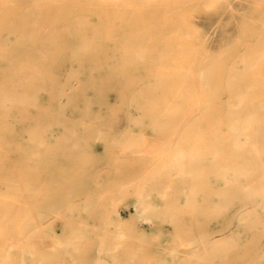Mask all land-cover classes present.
<instances>
[{
	"label": "rangeland",
	"instance_id": "1",
	"mask_svg": "<svg viewBox=\"0 0 264 264\" xmlns=\"http://www.w3.org/2000/svg\"><path fill=\"white\" fill-rule=\"evenodd\" d=\"M28 1L25 0L26 3ZM74 1L71 0L70 5ZM189 1L83 0L84 8H91L88 10L91 15L88 21L102 25L106 23L109 28L115 24L116 30L120 32V38H116L126 40L118 42L112 37L108 38L110 49L107 52L103 50L100 57L103 65L98 66V69L86 67L84 70L105 72L107 67L104 63L110 61L116 65H111L109 69L133 71L117 77L121 84H134L131 80H138L137 72L146 70L151 73L147 77H171L180 86V78L185 72L191 71L197 76L206 73L210 76L211 71L219 65L226 72L225 77L232 73L238 78L225 85L234 86L235 90L248 86L264 88V57L257 56L258 53L264 55V0L261 3L260 0ZM135 3L139 4L136 6ZM69 9L72 10V7ZM96 13L99 18L94 17ZM145 24L150 30L151 26H155L154 43L157 48L178 46L177 58L153 57L141 60L133 56L141 52L144 44L149 47L148 35L144 33L147 30ZM102 29L105 31L104 26ZM3 35L7 36L6 30ZM123 43L130 48L131 57L128 58L136 64L122 65L127 61L126 58L111 57L115 53L121 54L119 47ZM172 52L168 55L173 56L175 52ZM23 53L4 58L20 64L28 72H38L41 80L34 75L30 79L37 90L43 84L65 85L66 74L73 67L77 69L73 65L75 58L68 54H41L31 45H27ZM146 60L151 61L144 65ZM6 67L10 68L11 63ZM3 77L0 74V83ZM136 85L142 86L143 83L138 82ZM209 85L215 84L210 82ZM56 94L59 92L56 91ZM108 99L110 103L120 101L113 91L109 93ZM244 114L245 111H242L233 115L242 117ZM14 117L0 118V134H7L5 137L0 135V264L8 259L5 253L8 248L4 245L6 241H9L8 246L18 245V248L13 247L15 255L8 261L9 264L20 263L21 255L18 253L28 247V242L33 243L36 253L45 258L44 264H244L240 259L250 243L231 248L227 240L234 236L235 230L240 229L237 219L247 207L238 198L228 199V194L237 196L260 189L264 186V180L259 176L255 177L251 186L244 188L222 182L220 174L216 173L210 179L209 186L200 185L199 188L204 190L202 198H198V204L192 206L184 200L181 192V189H190L191 182L168 177L162 170L159 171L164 161L161 156L164 149L162 144L158 149L150 146L144 154H139L129 149L128 138L116 141L122 136L123 128H126V118L113 121L110 132L103 130L106 133L99 134L101 121L98 118H63L61 121L59 118H28L26 114L22 116L20 113ZM72 132L76 137H73ZM111 141L117 143L112 144ZM192 145L188 143L187 147L191 148ZM251 158V155L247 156L250 160L246 163L254 167L255 161ZM185 164L186 170L191 171L192 164L187 158ZM159 175L163 176L160 178ZM131 185H134L133 188ZM164 186L168 187L167 194L164 193ZM170 188H173V194H170ZM140 189L148 193L145 198L159 209L155 214H150L146 229L152 233L161 229L162 234L165 229L161 227L159 217L164 215L163 210H167V220L172 224L168 227L169 234L159 236L157 240H146V244L137 243L135 239L139 235L134 227L124 237L114 238L130 222L125 219L129 202H125L121 208L124 215L115 212L120 211L121 196L127 193L128 200H133L137 192L142 191ZM218 195L221 197L220 204H227L225 213L219 211ZM171 198L175 200L172 207L175 210L168 209ZM88 213L89 216H86ZM227 213L231 215L229 224ZM83 218H88L85 223L81 222ZM114 222H118V226ZM211 222L216 224L212 225ZM114 224L116 227L112 229H118L116 233L111 230ZM84 225L87 230L82 227ZM41 230L47 231L48 235L40 237L38 232ZM180 238H186L187 242L180 243ZM254 245L259 252L264 253V239H255ZM27 253L22 264L33 263Z\"/></svg>",
	"mask_w": 264,
	"mask_h": 264
},
{
	"label": "bare ground",
	"instance_id": "2",
	"mask_svg": "<svg viewBox=\"0 0 264 264\" xmlns=\"http://www.w3.org/2000/svg\"><path fill=\"white\" fill-rule=\"evenodd\" d=\"M70 1L29 0L26 3L25 0H0V74L4 75L3 81L0 83V108H2L0 118H15L14 116H18L19 113L22 116L26 114L28 118H59L61 121L64 120L63 118H98L101 121L99 134L105 131L110 132L113 121L126 118V128L125 130L123 128L122 136L116 141L121 142L123 140L121 138H128L127 146L129 149L138 151L139 154H142L150 146L158 149L162 144L164 151L162 150L161 156L164 161L159 171L162 170L168 177L174 176L180 181L191 182V188L188 190L181 189V192L183 191L184 200L192 206H196L198 198H202L204 190L199 188L200 185L209 186L210 179L216 173L220 174L222 182L234 183L244 188L251 186L256 176L264 180V88L248 86L242 90H235L234 86L225 85L233 80L237 81L238 78L232 73L225 77L224 73L226 72L219 65L216 70L211 71L210 76H207L206 73L197 76L194 72H185L184 76L180 78L182 82L180 86H177V81L171 77L158 75L147 77L146 75L151 73L146 70L137 72L138 80H131L135 85L121 84L117 77L133 71L109 69L111 65H116L110 61L104 63L105 67L108 68L105 72L96 69L84 70L86 67L97 68L103 65L100 57L103 50L107 52L110 49L107 42L108 38L112 37V40H118V42L120 40L126 42V40L116 38V36L120 38L118 36L120 32L116 30L117 25L113 24L110 26L112 28H109L106 23L102 25L99 22L88 21L91 17L88 10L91 8L89 6L84 8L83 0H73V5H70ZM137 4L135 3L136 6ZM71 7L72 10L69 9ZM94 17L99 18L100 16L96 13ZM103 26L105 31L102 29ZM145 26L148 27L147 24ZM153 27L155 28L153 25L151 30L147 28L144 32L148 35L149 47L144 44L141 52L133 56L141 60L153 57L177 58L178 46L169 47L165 45L162 48L155 46L156 36ZM5 30L7 36L3 35ZM27 45H31L41 54H57L58 52L59 54H68L75 58L73 65L77 69L73 67L66 74L65 85L64 83L59 86L56 83H52L51 86L43 84V87L37 90L33 87L30 79L36 76L41 80L38 72L34 70L28 72L20 64H14L12 60L4 58L9 55L24 54ZM119 49L122 50L121 54L115 53L111 57L126 58L127 61H124L122 65L136 64L128 58L131 57L129 46L123 43ZM172 51L175 52L174 55L169 56L168 53ZM108 56L110 57V55ZM257 56L264 57L260 53ZM146 61L142 63L147 65L151 60ZM8 63H11L10 68L6 67ZM26 74L31 77H25ZM138 82H142L143 85H136ZM210 82L215 85H209ZM37 86L39 85L37 84ZM56 91L59 92L58 95ZM111 91L113 94L115 92L116 99L120 101L113 103L108 101V95ZM242 111H245L242 117L233 115ZM72 133L73 137H76L74 132ZM0 135L5 137L7 134L1 132ZM116 141L113 143L111 141V143L114 144ZM188 143L193 144L191 148L187 147ZM250 155L252 161H255L254 167L247 164L250 160L247 159V156ZM186 158L192 164V170L189 172L186 170ZM145 178L148 181L147 175ZM131 186L133 188L134 185ZM167 189L168 187H165V194H167ZM170 189H172L170 194H173V188ZM146 190L145 192L148 191ZM143 191L137 192L136 197L134 196L135 198L130 201L126 196L127 193L121 196L120 211L115 212L124 215L121 208L125 202H129L128 216L125 219L126 222L127 220L130 222L126 223L128 225L124 231L117 229L118 232L112 229L113 226H118V222H114L117 224L111 226V230L117 232V236L113 235L114 238L124 237L126 232H132L134 227L137 235H139L138 239H135L137 243L146 244L150 239L157 240L159 236L169 234L168 227L172 224L167 220V210H163V216L159 217L158 215L161 218V227L165 229L162 234L161 229L156 233L146 229L147 222L151 218L150 214H155L159 209L158 206L151 204L145 198L148 193L145 194ZM207 192L211 191L208 190ZM161 194L159 195L161 196ZM218 196L219 211L225 213L227 204L221 205V197ZM232 197L238 198L247 209L239 217V220L237 219L240 229L235 230L234 236L227 240V243L231 248H237L249 242L250 245L245 247L240 259L241 262L244 264H264V253L259 252L258 247L254 245L255 239H264V186L255 191L237 194V196L229 193L228 199ZM171 202L168 209L175 205L173 198H171ZM172 210L175 209L172 208ZM109 214L111 215V213ZM226 217H229V224L231 215L227 213ZM87 219L83 218L81 222L87 221ZM81 222L78 224L82 225ZM195 224L197 225V222ZM211 224L215 225L216 223L211 222ZM106 226L110 228L109 225ZM82 227L86 228L85 225ZM1 229L2 225H0V231ZM38 234L40 237L48 235L45 230H41ZM246 236H249L248 239ZM50 241L52 240L50 239ZM179 241L180 243L187 242V239L180 238ZM8 242L6 241L4 244L8 248L5 252L6 259H8L1 264H9L8 261L15 255L13 247L18 248V245L8 246ZM221 242L223 243V241ZM27 252L32 257V264H44L45 258L39 256L33 243L29 242L28 247L18 253L21 255L19 264L23 263ZM50 256L48 258L52 259Z\"/></svg>",
	"mask_w": 264,
	"mask_h": 264
}]
</instances>
